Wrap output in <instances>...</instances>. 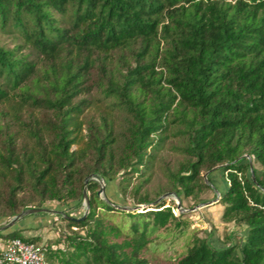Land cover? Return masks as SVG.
Segmentation results:
<instances>
[{
  "label": "trees",
  "instance_id": "obj_1",
  "mask_svg": "<svg viewBox=\"0 0 264 264\" xmlns=\"http://www.w3.org/2000/svg\"><path fill=\"white\" fill-rule=\"evenodd\" d=\"M0 35L17 42L0 40V107L17 103L18 129L0 124V219L79 205L85 187L90 203L84 218H63L57 243L27 228L0 240L42 245L49 264H149V231L176 222L174 207L124 212L87 177L117 181L136 205L167 191L199 203L211 190L202 172L219 167L222 219L246 236L220 248L197 238L177 264H264V0H0ZM94 93L117 115L86 120ZM171 136L184 160L152 195L143 189ZM98 207L133 220L122 242Z\"/></svg>",
  "mask_w": 264,
  "mask_h": 264
},
{
  "label": "rangeland",
  "instance_id": "obj_2",
  "mask_svg": "<svg viewBox=\"0 0 264 264\" xmlns=\"http://www.w3.org/2000/svg\"><path fill=\"white\" fill-rule=\"evenodd\" d=\"M0 40L2 44L8 47H13L17 43L16 40L4 35H0ZM91 100L93 102L91 107L87 108L83 115L86 120L93 119L96 122H100L102 115H107L109 117L117 115V112H112L108 109V101L104 99L103 96L94 93ZM16 104V102L12 101L0 107V124L5 127L6 124L9 123L11 125L9 130L12 132L18 131L12 120L13 109L17 107ZM30 111L31 109L28 107L21 110L24 119H27ZM40 112L41 111H36L35 113L36 115H40ZM3 113H7V115ZM119 115H121V113H118V116ZM2 137L3 134H0V139ZM19 141L20 143L28 141L25 134L20 135ZM180 143L179 137L171 136L164 149L161 151L159 160L155 163L152 179L146 184L143 189L144 191L147 190L153 195L160 188H169V181L165 170L167 167L172 170L177 169L184 160V155L176 148ZM202 176L203 178L207 176V178L212 181L208 183L211 190L205 191L202 195L203 201L199 203H196L193 199H183V197H181L182 199L179 198V200L176 198L174 195L175 192L173 191H167L165 193L170 194L168 197L163 198V200H166L165 206L171 205L174 207L176 222H170L166 227L149 231V243L142 250L140 255L142 258L148 260L149 264H177L193 246L197 238L208 239L210 244L217 248L244 240L247 233V228L245 226L225 223L222 219L224 207L219 204L220 197L217 191H223L227 186L223 171L220 168L210 172L203 171ZM132 182L136 183L137 179H133ZM104 184V193L98 195L99 198L104 201L107 200L113 205L126 208L127 210H123L124 212L131 211L137 213L144 211L148 207H153V205H136L131 197L124 199L120 194L117 181L105 182ZM178 201L181 202L182 208L187 210L186 212H181L178 209ZM208 202L212 203L206 205ZM198 206L200 207L197 208ZM43 208H48L60 213L27 215L25 217L30 216L29 218H37L39 220L44 217L45 220L43 222H17L8 230L11 231L14 228H20V226H26L27 230L24 232L26 236H41L43 241L57 243L62 233H69L66 227L67 223L63 220V214H68L77 218L87 212L84 201L79 205L74 203L68 206L50 203ZM97 212L104 217L105 223L121 228L122 236L116 239L113 238V240L122 242L125 239V234L129 233L133 220H130L131 218L120 212L111 211L105 213L102 207H98ZM12 218L9 220L0 219V227L5 226ZM148 220V218H143L140 222ZM177 223H180V225H177ZM30 228L37 229L30 230Z\"/></svg>",
  "mask_w": 264,
  "mask_h": 264
},
{
  "label": "built area",
  "instance_id": "obj_3",
  "mask_svg": "<svg viewBox=\"0 0 264 264\" xmlns=\"http://www.w3.org/2000/svg\"><path fill=\"white\" fill-rule=\"evenodd\" d=\"M0 264H49L42 245L19 238L2 241Z\"/></svg>",
  "mask_w": 264,
  "mask_h": 264
},
{
  "label": "water",
  "instance_id": "obj_4",
  "mask_svg": "<svg viewBox=\"0 0 264 264\" xmlns=\"http://www.w3.org/2000/svg\"><path fill=\"white\" fill-rule=\"evenodd\" d=\"M219 167H216L212 170H215ZM251 174H252V178L253 180L255 181V176H254V172H253V166L251 164ZM89 180H95L97 181L100 185H101V189L98 191V195H101L104 193V187H105V181L102 179V178H99L94 175H91L89 177H87V179L85 180V184L87 185L88 181ZM204 180H205V183H210L209 179L207 178V176H204ZM218 194H219V197H220V192L217 191ZM170 194H165L163 195L162 197L158 198L156 201H154L153 203L149 204V205H153L155 206L156 204L160 203L163 198L165 197H168ZM176 196L177 199H179V197L177 196V194L175 193L174 194ZM83 196H84V202H85V205L87 207V212H85L83 218L88 214L89 212V209H90V203H89V199H88V194H87V189L86 187L84 188V192H83ZM180 200V199H179ZM106 202H108L109 204H111L109 201L106 200ZM212 202H208L206 203L207 204H211ZM112 206H114L115 208L117 209H120V210H127L126 208H122V207H119V206H116V205H113L111 204ZM200 206H198L197 208H199ZM197 208H194V209H197ZM148 210L151 209V207H148L147 208ZM178 209L181 211V212H186L187 210L186 209H183L182 206H181V202L178 201ZM193 209V210H194ZM38 213H60L58 211H54V210H51V209H48V208H33V209H28V210H25L23 211L22 213L14 216L5 226H2L0 227V231H6L8 229H10L12 226H14L19 220H21L22 218H24L25 216L27 215H33V214H38ZM64 217H67V218H70L69 216L67 215H64Z\"/></svg>",
  "mask_w": 264,
  "mask_h": 264
},
{
  "label": "crops",
  "instance_id": "obj_5",
  "mask_svg": "<svg viewBox=\"0 0 264 264\" xmlns=\"http://www.w3.org/2000/svg\"><path fill=\"white\" fill-rule=\"evenodd\" d=\"M30 217V216H29ZM29 217H25V218H22L21 220H19L18 222H43L45 220L44 217L37 219V218H29ZM20 228H26V226H20ZM2 241L3 240H0V246L2 245Z\"/></svg>",
  "mask_w": 264,
  "mask_h": 264
}]
</instances>
